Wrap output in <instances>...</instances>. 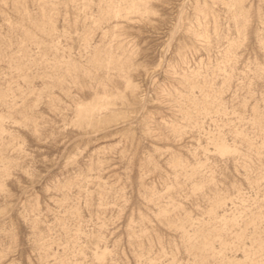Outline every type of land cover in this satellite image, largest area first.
<instances>
[{
    "label": "rangeland",
    "instance_id": "374dc122",
    "mask_svg": "<svg viewBox=\"0 0 264 264\" xmlns=\"http://www.w3.org/2000/svg\"><path fill=\"white\" fill-rule=\"evenodd\" d=\"M0 264H264V0H0Z\"/></svg>",
    "mask_w": 264,
    "mask_h": 264
}]
</instances>
